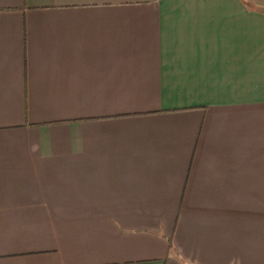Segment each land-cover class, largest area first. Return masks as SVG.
Wrapping results in <instances>:
<instances>
[{"label":"crops","instance_id":"1","mask_svg":"<svg viewBox=\"0 0 264 264\" xmlns=\"http://www.w3.org/2000/svg\"><path fill=\"white\" fill-rule=\"evenodd\" d=\"M0 264H264V0H0Z\"/></svg>","mask_w":264,"mask_h":264}]
</instances>
